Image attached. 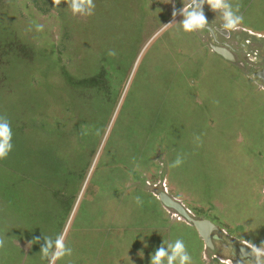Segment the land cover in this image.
Listing matches in <instances>:
<instances>
[{
  "label": "rangeland",
  "instance_id": "rangeland-1",
  "mask_svg": "<svg viewBox=\"0 0 264 264\" xmlns=\"http://www.w3.org/2000/svg\"><path fill=\"white\" fill-rule=\"evenodd\" d=\"M94 3L81 16L65 2L0 0V116L13 132L0 160V264H47L43 239L29 241L61 232L73 251L56 264H149L176 239L192 264H221L216 237L259 246L264 84L255 72L264 37L228 30L215 44L207 29L183 32L182 16L172 17L182 0ZM225 44L229 59L211 50ZM102 67L108 89L86 87ZM177 154L183 164L169 167ZM160 180L195 219L215 225L214 250H202L193 227L154 196L159 187L145 183Z\"/></svg>",
  "mask_w": 264,
  "mask_h": 264
},
{
  "label": "clouds",
  "instance_id": "clouds-1",
  "mask_svg": "<svg viewBox=\"0 0 264 264\" xmlns=\"http://www.w3.org/2000/svg\"><path fill=\"white\" fill-rule=\"evenodd\" d=\"M62 2L67 4L73 15L91 16L96 7L94 0H52V5L59 6ZM204 5H207L210 10L220 15L222 19L221 28L223 30H235L243 22L244 17L239 14L240 5L237 4L234 8L230 0H182V7L180 9L173 7L172 17L175 18L177 15L182 16L179 25L183 32L191 33L212 27L204 14ZM173 22L175 21L173 20ZM35 28L37 31H42L44 25L35 24ZM108 55L115 56V50L110 49ZM12 137L13 132L9 120L6 116H0V160L7 158L12 151ZM194 142L197 143V146L202 144L201 137L195 135ZM183 162V155L177 154L176 159L169 167H179ZM135 201L137 204H142L139 196L135 197ZM41 238L43 239V244L39 253L47 264H56V261L65 256L72 255L73 250L66 244V236L63 232L56 234L54 237H34L29 243H38ZM4 246L5 238L0 237V248ZM249 247V255L252 259H249L247 264H264V259H262L264 258V241H261L259 246L249 242ZM149 264H192V257L187 251L184 241L176 239L174 242L167 243V246H165V243H162L151 253Z\"/></svg>",
  "mask_w": 264,
  "mask_h": 264
},
{
  "label": "crops",
  "instance_id": "crops-1",
  "mask_svg": "<svg viewBox=\"0 0 264 264\" xmlns=\"http://www.w3.org/2000/svg\"><path fill=\"white\" fill-rule=\"evenodd\" d=\"M243 3V6L241 5L240 6V9H239V14L243 15V17H247L248 16V22L249 23H244V20L242 22V24L237 28V29H242L244 30V32H248L250 35H253V36H257V37H264V24L262 25H258L256 27V29L254 27H252L253 25L250 24L252 21H256V18L259 19V20H262L264 21L261 17H264V14L260 13L259 10H258V3H260L261 1L260 0H230V3L233 5V7L235 8L236 6V3L239 4V3ZM245 4V5H244ZM264 5V3H263ZM264 8V7H263ZM249 9V10H248ZM203 10H204V14L207 18V20L209 21V23L211 24L212 27H210V29H214V28H221V24H222V19L220 17L219 14L213 12L212 10H210V8L206 5V7L203 6ZM264 10V9H263ZM207 29V28H206ZM236 30V29H235ZM224 34L222 36H224L225 38L227 37L228 34V30H223ZM259 153H255L256 155V158H257V161H258V165H260V169H262L261 167H263V170H264V158L261 160V157L258 155ZM260 161V162H259ZM251 164H252V161H251ZM257 165V166H258ZM256 166V167H257ZM253 168H255V165L253 164L252 165ZM163 172V171H162ZM163 176L164 178L167 180L169 186H170V189L173 191L174 195L175 193L178 194V188L174 187L173 183L171 182V180L168 178V176L166 175L165 172H163ZM260 178H261V186L260 188L262 187V185L264 184V172L260 175ZM176 196V195H175ZM179 196L181 198H184L186 201L190 200V198L188 196H186V194L184 193H179ZM206 205H209V204H206ZM192 206H195V207H204L205 205H198V204H192ZM213 208H215V206L213 205L212 206ZM204 211V209L201 211V213ZM218 218L220 216H217ZM201 220H205V219H202L200 218ZM206 221H209V220H206ZM214 229L215 230V225L209 221ZM194 229V228H193ZM195 230V229H194ZM198 239L200 240L201 244H202V250L203 247H204V244H203V241L201 240V238L198 236L197 232L195 231ZM209 240H210V234H209ZM240 242H243L245 244V250L241 247L240 250L241 252L245 251L247 253H249L246 249L249 250V242L247 241H240ZM211 243V241H210ZM239 243V242H238Z\"/></svg>",
  "mask_w": 264,
  "mask_h": 264
},
{
  "label": "water",
  "instance_id": "water-1",
  "mask_svg": "<svg viewBox=\"0 0 264 264\" xmlns=\"http://www.w3.org/2000/svg\"><path fill=\"white\" fill-rule=\"evenodd\" d=\"M207 29L209 32L213 33L212 29ZM211 50L225 59L231 58L229 51H227L225 48L211 46ZM256 77L264 81V68L256 73ZM158 201L164 208L173 210L183 219L185 223L189 224L195 229L198 236L203 241L204 248L209 246V232L214 229L213 225L209 221L195 219L193 216L189 215L179 203L175 202L169 196L163 193L159 194Z\"/></svg>",
  "mask_w": 264,
  "mask_h": 264
},
{
  "label": "flooded vegetation",
  "instance_id": "flooded-vegetation-1",
  "mask_svg": "<svg viewBox=\"0 0 264 264\" xmlns=\"http://www.w3.org/2000/svg\"><path fill=\"white\" fill-rule=\"evenodd\" d=\"M214 29L215 30L212 29L213 33L209 32L208 29L207 30L212 36V42L217 44V42L215 40V37H214V34L217 33L219 35H223L224 32H223L222 28H214ZM226 34H228V33H226ZM224 46L226 47L225 49L229 48V46L226 45V44ZM263 68H264V65L261 67L260 70H262ZM257 72H255V76H256ZM261 81L264 84V81L263 80H261ZM260 192H261V195L264 197V184L260 188ZM211 231H215V230H211ZM214 237L215 236H210V240L209 241H211V239H214ZM216 239L219 241L221 249H223L225 251V253H226V255L223 256V258H222V260H224V261L220 262L221 264H227L228 262H229V264H247L248 260L252 259V257L249 255V253L245 254L246 253L245 251L241 252V250H240L241 247L245 250V244L243 242H239V243H236V244H231V243L228 244L227 242H225V239L222 240V238H218V237H216ZM205 249L214 250V248L211 245V243ZM246 250L249 252L250 248H249V250L248 249H246ZM262 259H264V258H262Z\"/></svg>",
  "mask_w": 264,
  "mask_h": 264
},
{
  "label": "trees",
  "instance_id": "trees-1",
  "mask_svg": "<svg viewBox=\"0 0 264 264\" xmlns=\"http://www.w3.org/2000/svg\"><path fill=\"white\" fill-rule=\"evenodd\" d=\"M102 73L96 74L95 76H93V78H88L85 82L86 87L87 84H89V86H92L93 88H97V89H108V80H107V75L106 72L104 71L103 67H102ZM109 79V78H108ZM83 81V80H82ZM105 82V84H104ZM80 83H82L80 81ZM79 85H83V84H79ZM84 86V85H83ZM31 241V240H30Z\"/></svg>",
  "mask_w": 264,
  "mask_h": 264
},
{
  "label": "built area",
  "instance_id": "built-area-1",
  "mask_svg": "<svg viewBox=\"0 0 264 264\" xmlns=\"http://www.w3.org/2000/svg\"><path fill=\"white\" fill-rule=\"evenodd\" d=\"M161 181V180H160ZM160 181H157V183L156 184H150L149 182H145L147 185H149L151 188H156L157 186L159 187V190L156 192H152L153 194H154V196L156 197V198H158V196H159V194H161V193H163V194H165V195H167V196H169L170 197V195L167 193V190H166V184H165V181L164 180H162L161 182ZM161 188V189H160ZM172 200H174L175 202H177V203H179L185 210H186V212L189 214V215H191L190 213V210H188V209H186L178 200H176L175 198H172V197H170ZM168 210H170V209H168ZM172 211V214H173V216L175 217V218H177V219H181V220H183L177 213H175L173 210H171ZM192 216V215H191Z\"/></svg>",
  "mask_w": 264,
  "mask_h": 264
}]
</instances>
